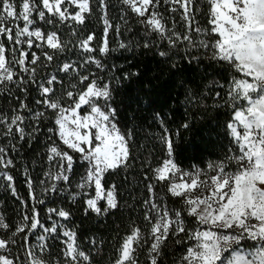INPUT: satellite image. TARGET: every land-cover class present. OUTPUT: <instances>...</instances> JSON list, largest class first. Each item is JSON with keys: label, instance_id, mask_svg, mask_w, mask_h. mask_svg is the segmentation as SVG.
Returning a JSON list of instances; mask_svg holds the SVG:
<instances>
[{"label": "snow or ice", "instance_id": "snow-or-ice-1", "mask_svg": "<svg viewBox=\"0 0 264 264\" xmlns=\"http://www.w3.org/2000/svg\"><path fill=\"white\" fill-rule=\"evenodd\" d=\"M137 52L187 105L175 131L153 116L155 164L117 99L140 72L112 57ZM0 96V264H264V0H0ZM208 109L227 143L184 168L173 137Z\"/></svg>", "mask_w": 264, "mask_h": 264}, {"label": "trees", "instance_id": "trees-1", "mask_svg": "<svg viewBox=\"0 0 264 264\" xmlns=\"http://www.w3.org/2000/svg\"><path fill=\"white\" fill-rule=\"evenodd\" d=\"M109 3H113V0H109ZM113 15H115L114 10ZM92 20H95V17ZM200 20L201 23L204 22L203 17ZM88 28L95 29L99 34L101 24L89 21ZM127 38L126 35L125 39ZM112 46L115 45L113 44ZM112 59L117 64H124L126 69L131 71L139 70L140 72L139 77H133L131 80L124 82L117 99L122 101L120 105L122 110L121 118H128L127 126L129 128L135 126L136 144H133V154H136L138 145H144L145 147L141 150L142 157L151 153L155 157L152 161L155 164L156 160L160 158V150L158 146H155L151 134L158 132L160 129L158 121H155L153 116L159 113L173 131H175L182 120L187 118L185 116L187 105L183 102L184 95L180 87L181 76L175 70L170 72L167 66L160 64L159 58L154 57L151 52H137L135 55L124 53L122 56L117 53L114 54ZM183 67L184 63L182 62L181 68ZM191 67L195 66L193 65ZM194 75L195 73L192 72L183 73L184 78H190ZM224 76L230 77V73H224ZM212 78L211 76L208 77V79ZM215 78L220 79V77ZM208 103L211 104L212 101L209 100ZM8 106L9 101L0 96V110L6 109ZM201 115L204 117L203 120L200 119ZM133 117H135L134 120ZM225 119L224 109H220L219 112L208 109L206 112L197 115L192 127L188 130L180 129L181 135L179 139L176 140L175 136L173 138L175 140L177 160L182 167L187 168L191 164L203 166L209 159H215L213 153L219 151L218 144L227 143L226 138L216 135L217 131L223 130L222 125ZM217 121L221 124V128L219 129L216 128ZM38 173L39 168H37L34 175ZM13 175L17 177L16 186L21 196L26 195L19 171H14ZM133 175L139 178L140 173L138 170L130 172L129 179ZM122 179V172L115 177L117 183H121ZM0 203L6 205V211L9 212L15 207V202L8 196L3 187H0ZM64 203L65 206H68L66 200ZM126 216L127 213L125 214V220L110 217V227L115 229L116 225H120V232L123 233ZM113 220H115V224H112ZM75 222H80L79 214L75 217Z\"/></svg>", "mask_w": 264, "mask_h": 264}]
</instances>
